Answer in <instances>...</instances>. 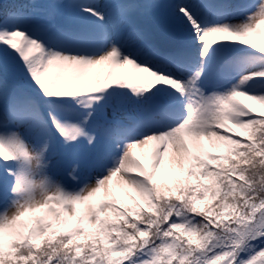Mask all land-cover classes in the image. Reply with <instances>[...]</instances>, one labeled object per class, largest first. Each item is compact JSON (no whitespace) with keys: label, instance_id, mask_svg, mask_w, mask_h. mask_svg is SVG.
Returning <instances> with one entry per match:
<instances>
[{"label":"snow or ice","instance_id":"6c2138e0","mask_svg":"<svg viewBox=\"0 0 264 264\" xmlns=\"http://www.w3.org/2000/svg\"><path fill=\"white\" fill-rule=\"evenodd\" d=\"M0 264H264V0L0 3Z\"/></svg>","mask_w":264,"mask_h":264},{"label":"trees","instance_id":"16d2710c","mask_svg":"<svg viewBox=\"0 0 264 264\" xmlns=\"http://www.w3.org/2000/svg\"><path fill=\"white\" fill-rule=\"evenodd\" d=\"M0 1H1L0 3H9V4L14 2V0H0ZM256 111H257V109H256ZM56 154H60L62 156V152L59 149L56 151ZM51 172L54 173V174H56L57 177L59 176V172L62 173V171H61V163L59 162L58 159L55 160L53 158V167L51 169Z\"/></svg>","mask_w":264,"mask_h":264},{"label":"rangeland","instance_id":"374dc122","mask_svg":"<svg viewBox=\"0 0 264 264\" xmlns=\"http://www.w3.org/2000/svg\"><path fill=\"white\" fill-rule=\"evenodd\" d=\"M1 2V1H0ZM14 2H18V0H14ZM101 3L105 2V0H100ZM245 103H249L248 101H244ZM259 111V109H257ZM59 179V178H58Z\"/></svg>","mask_w":264,"mask_h":264}]
</instances>
